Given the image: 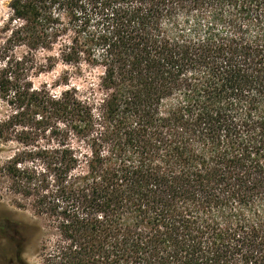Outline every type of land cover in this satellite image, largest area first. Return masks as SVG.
<instances>
[{"label":"trees","instance_id":"16d2710c","mask_svg":"<svg viewBox=\"0 0 264 264\" xmlns=\"http://www.w3.org/2000/svg\"><path fill=\"white\" fill-rule=\"evenodd\" d=\"M8 8L4 173L57 232L47 264H264V0Z\"/></svg>","mask_w":264,"mask_h":264},{"label":"rangeland","instance_id":"374dc122","mask_svg":"<svg viewBox=\"0 0 264 264\" xmlns=\"http://www.w3.org/2000/svg\"><path fill=\"white\" fill-rule=\"evenodd\" d=\"M9 18L8 0H0V45L5 40ZM23 54L24 48L16 47L14 61H21ZM63 69L62 65H57L34 78V83L54 84ZM54 89L58 91L61 88ZM20 148L15 141L0 142V264H9L15 254L26 264H47V254L57 238V232L43 216L34 212L30 199L11 192L10 180L4 173L5 163ZM15 221L31 226L34 230L24 237L17 235L13 231Z\"/></svg>","mask_w":264,"mask_h":264}]
</instances>
